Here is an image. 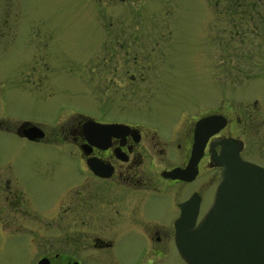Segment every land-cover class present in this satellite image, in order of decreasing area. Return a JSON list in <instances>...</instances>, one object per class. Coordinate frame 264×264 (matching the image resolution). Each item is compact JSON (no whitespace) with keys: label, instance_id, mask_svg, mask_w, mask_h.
<instances>
[{"label":"flooded vegetation","instance_id":"obj_1","mask_svg":"<svg viewBox=\"0 0 264 264\" xmlns=\"http://www.w3.org/2000/svg\"><path fill=\"white\" fill-rule=\"evenodd\" d=\"M208 2L207 6L212 0ZM261 2L214 0L212 8L219 17L239 12L244 18H260L233 21L236 27L241 24L240 30L227 32L240 35V43L260 33L264 42V14L253 15L264 8ZM211 27L215 31L207 37L210 43L205 42L209 49L216 42L218 49L220 29L218 24ZM139 39L105 38L103 58L106 52L108 58L101 60L111 75L101 91L115 92L112 98L121 100L104 101L98 115L72 109L50 129L32 119L0 118V131L57 147L50 157H37L40 166L27 167L28 178L51 188L48 198L42 197L48 203L42 212L30 207L31 190L25 180L21 183L17 172L0 168V233H19L26 247L37 253L33 264L42 257L50 264H190L175 242L181 204L192 201L193 217L186 224L192 219L194 227L213 201L229 159L240 157L264 169V85L252 100L214 96L172 107L124 101L123 93L170 87L163 82L165 76L155 73L152 76L163 83L147 84L150 70L143 69L140 60L152 47ZM235 56L232 74L248 75V66H242L251 64L244 61L257 57L247 52ZM120 60H131L136 69L122 67ZM203 119L201 153L189 165L196 125Z\"/></svg>","mask_w":264,"mask_h":264},{"label":"rangeland","instance_id":"obj_2","mask_svg":"<svg viewBox=\"0 0 264 264\" xmlns=\"http://www.w3.org/2000/svg\"><path fill=\"white\" fill-rule=\"evenodd\" d=\"M207 3L210 4L208 0H0V118L32 119L50 129L72 109L98 115L104 101H120L112 98L117 93L101 91L111 75L110 67L102 63L108 58L107 52L103 58L102 47L105 38L113 36L135 35L140 38L138 43L152 47L140 60V66L144 64L143 69L150 70L147 84L167 82L170 86L162 92L123 93L124 101L172 107L208 101L214 96L230 101L252 100L264 85V42H260L258 33L240 43V35L229 36L227 31L240 30L241 24L236 27L233 21L261 19L244 18L239 12L221 13L219 17L213 13L214 0L211 5ZM260 4L264 6V0ZM263 14L264 8L253 13ZM216 23V29H220L218 49L214 41L209 49L205 41L215 31L211 25ZM240 52L257 57L244 61L251 64L242 66L250 70L245 76L232 74L235 53ZM121 61L122 67L136 69L131 60L117 63ZM153 73L165 76L163 82ZM56 149L21 138L13 131H0V168L17 172L21 183L25 180L31 190L30 207L39 212L46 210L48 203L42 197L48 198L51 188L48 183L36 184L28 178L27 167L37 168V157H50ZM18 234L0 233V264H33L37 253L28 249Z\"/></svg>","mask_w":264,"mask_h":264},{"label":"water","instance_id":"obj_3","mask_svg":"<svg viewBox=\"0 0 264 264\" xmlns=\"http://www.w3.org/2000/svg\"><path fill=\"white\" fill-rule=\"evenodd\" d=\"M205 121L197 122L189 165L201 153L200 129ZM191 208L192 201L183 202L175 222V242L188 263L264 264V169L240 157L229 159L213 201L194 227L192 219L186 224V219L193 217ZM36 264L50 263L42 257Z\"/></svg>","mask_w":264,"mask_h":264}]
</instances>
